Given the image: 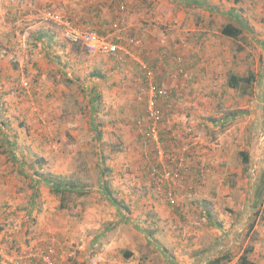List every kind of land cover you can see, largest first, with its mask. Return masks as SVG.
<instances>
[{
	"label": "rangeland",
	"instance_id": "rangeland-1",
	"mask_svg": "<svg viewBox=\"0 0 264 264\" xmlns=\"http://www.w3.org/2000/svg\"><path fill=\"white\" fill-rule=\"evenodd\" d=\"M17 1L0 0L1 15L9 19L0 36V58L9 69L0 75V215H13L29 243L53 244L56 264H200V248L193 247L200 241L197 230L210 225L200 202L168 213L140 185L146 162L135 123L144 106L135 91L124 97L130 80L123 72L111 67L107 74L108 64L118 62L85 52L75 68L65 59L63 75L46 77L39 24L53 23L28 13L48 6L70 17L60 12L61 0ZM133 95L131 104H137L125 109ZM55 181L71 189L62 195ZM221 204L229 216L216 219L218 226H234L233 208ZM243 244L222 264L237 261Z\"/></svg>",
	"mask_w": 264,
	"mask_h": 264
},
{
	"label": "crops",
	"instance_id": "crops-1",
	"mask_svg": "<svg viewBox=\"0 0 264 264\" xmlns=\"http://www.w3.org/2000/svg\"><path fill=\"white\" fill-rule=\"evenodd\" d=\"M61 1L65 5L60 12L68 14L80 28L104 33L119 16L125 18L123 42L134 37L139 43L128 46L132 55L122 61L111 56L118 64L109 63L106 67L109 76L111 67H117L130 80L124 97L135 91L136 97L141 96V107L151 86L168 92L157 101L163 117L159 124L160 138L173 155L184 154L183 179L195 188L178 205H169L162 189L150 183L145 159L140 185L152 191L147 197L162 202L168 213L180 211L188 201L200 202L203 221L211 225L205 231L197 230L200 241L193 247L200 248L197 255L200 264L226 253L232 260L241 242L244 244L239 255L251 249L247 253L251 261L264 264V0ZM122 4L125 9L119 10ZM1 13L0 5V36L5 35L2 30L9 23ZM52 23L55 25L38 23L43 35L40 47L45 57L42 62L47 66L46 77L58 71L63 75L68 68L64 70L65 59L75 68L78 66L75 60L86 54L81 44L60 36L59 26ZM227 24L239 28V33L223 34L222 28ZM5 63L1 57L0 75L9 71ZM40 66L43 69V64ZM230 75L241 80L230 84ZM135 95L124 101L125 109L137 104L136 101L131 104ZM140 110L144 111L143 107L137 112ZM144 117L145 113L135 125L145 158L150 147L144 145L141 136ZM183 149L186 150L182 152ZM109 201L112 202L110 198ZM221 202L234 210L237 220L232 227L229 222L225 228L218 226L216 219L229 216L225 207H220ZM254 218L255 225L245 237L242 231ZM0 223L3 226L0 243L9 254L18 247L25 251L31 246L41 249L48 244L36 245L31 239L29 243L26 238L30 236L22 235L21 225L14 221L13 215H0ZM246 244L250 247L245 248ZM259 247L262 251L257 253ZM52 256L56 263L58 250ZM0 264L12 262L0 258Z\"/></svg>",
	"mask_w": 264,
	"mask_h": 264
},
{
	"label": "built area",
	"instance_id": "built-area-1",
	"mask_svg": "<svg viewBox=\"0 0 264 264\" xmlns=\"http://www.w3.org/2000/svg\"><path fill=\"white\" fill-rule=\"evenodd\" d=\"M17 2L20 3L22 0ZM39 8L31 7L28 15L34 14L36 18L43 17L45 20L56 23L66 40L81 44L89 54L109 55L122 61L127 56L132 55L128 46L139 43V40L134 37H129L128 42H123V29L125 27L123 16H119L111 22L104 33H100L96 29L75 26L68 17L62 14L47 8ZM124 9L123 4L119 6V10ZM167 95L168 92L163 88L155 86L149 88L144 105L146 117H144V124L141 128V136L144 145L150 147L149 154L145 153L150 183L162 189L169 205H178L183 198L192 195L195 186L193 183H185L183 179V173L186 171L184 154L173 155L160 138L159 124L162 123L163 117L157 106V101L159 97H166ZM184 150L186 149H183L182 152ZM201 174L199 171L198 176ZM55 252L57 250L53 244H46L41 249L37 246H31L28 250L9 254L7 248L0 243V258L9 259L12 264H28L35 261H42V264H56L52 256Z\"/></svg>",
	"mask_w": 264,
	"mask_h": 264
},
{
	"label": "trees",
	"instance_id": "trees-1",
	"mask_svg": "<svg viewBox=\"0 0 264 264\" xmlns=\"http://www.w3.org/2000/svg\"><path fill=\"white\" fill-rule=\"evenodd\" d=\"M222 33L225 34V35H228V36H236L238 33H239V28L235 27V26H232L231 24H227L225 25L223 28H222ZM238 80H241L239 79L238 77L236 76H233V75H230L229 76V83L232 84V82H235V81H238ZM263 159H264V149H263ZM148 174V172H146V175ZM53 185L55 186V191L56 192H59L63 195V192L66 191L67 189H71L68 188L69 186L67 185H63L61 182L59 181H55L53 182ZM105 191V195L110 198L108 196V194H110L107 190H104ZM111 199V198H110ZM111 201H113V203H117L116 199H111ZM254 221H255V218L252 220L251 224L249 225V229L253 227L254 225ZM251 250V249H250ZM249 249H246L243 251V253H241L237 259V261H235L233 264H254L253 261H251V259L248 257V251H250ZM231 259V256L229 254H224V255H221V256H217V257H214L213 259L209 260L206 262V264H222L224 261H230Z\"/></svg>",
	"mask_w": 264,
	"mask_h": 264
}]
</instances>
